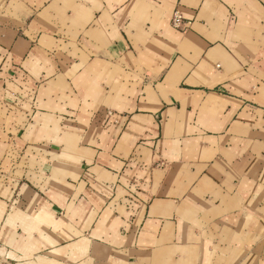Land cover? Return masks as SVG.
<instances>
[{
	"label": "crops",
	"instance_id": "obj_1",
	"mask_svg": "<svg viewBox=\"0 0 264 264\" xmlns=\"http://www.w3.org/2000/svg\"><path fill=\"white\" fill-rule=\"evenodd\" d=\"M0 260L264 264V0H0Z\"/></svg>",
	"mask_w": 264,
	"mask_h": 264
},
{
	"label": "built area",
	"instance_id": "obj_2",
	"mask_svg": "<svg viewBox=\"0 0 264 264\" xmlns=\"http://www.w3.org/2000/svg\"><path fill=\"white\" fill-rule=\"evenodd\" d=\"M171 26L178 30L184 31L187 28V22L183 21L182 16L178 12H174L171 18ZM0 264H2L1 260Z\"/></svg>",
	"mask_w": 264,
	"mask_h": 264
},
{
	"label": "rangeland",
	"instance_id": "obj_3",
	"mask_svg": "<svg viewBox=\"0 0 264 264\" xmlns=\"http://www.w3.org/2000/svg\"><path fill=\"white\" fill-rule=\"evenodd\" d=\"M22 264H54L52 262H40V260L32 261V262H23Z\"/></svg>",
	"mask_w": 264,
	"mask_h": 264
},
{
	"label": "bare ground",
	"instance_id": "obj_4",
	"mask_svg": "<svg viewBox=\"0 0 264 264\" xmlns=\"http://www.w3.org/2000/svg\"><path fill=\"white\" fill-rule=\"evenodd\" d=\"M52 263L57 264V263H55V262H52Z\"/></svg>",
	"mask_w": 264,
	"mask_h": 264
}]
</instances>
